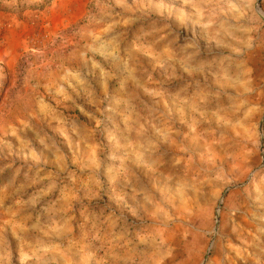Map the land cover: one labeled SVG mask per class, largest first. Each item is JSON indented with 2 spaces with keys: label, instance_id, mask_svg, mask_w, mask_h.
Instances as JSON below:
<instances>
[{
  "label": "rangeland",
  "instance_id": "374dc122",
  "mask_svg": "<svg viewBox=\"0 0 264 264\" xmlns=\"http://www.w3.org/2000/svg\"><path fill=\"white\" fill-rule=\"evenodd\" d=\"M0 264H264V0H0Z\"/></svg>",
  "mask_w": 264,
  "mask_h": 264
},
{
  "label": "water",
  "instance_id": "95a60500",
  "mask_svg": "<svg viewBox=\"0 0 264 264\" xmlns=\"http://www.w3.org/2000/svg\"><path fill=\"white\" fill-rule=\"evenodd\" d=\"M258 9H259V8H258ZM259 10H260V9H259ZM217 224H218V223H216L215 229L217 228Z\"/></svg>",
  "mask_w": 264,
  "mask_h": 264
}]
</instances>
